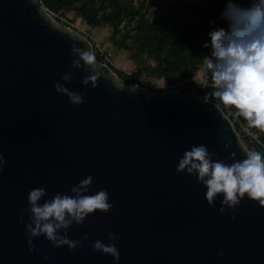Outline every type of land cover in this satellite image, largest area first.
<instances>
[{
  "label": "water",
  "instance_id": "obj_1",
  "mask_svg": "<svg viewBox=\"0 0 264 264\" xmlns=\"http://www.w3.org/2000/svg\"><path fill=\"white\" fill-rule=\"evenodd\" d=\"M73 43L92 49L37 0H0V152L7 159L0 172V264H113L90 243L107 242L112 232L119 264H264V205L245 197L232 219L219 212V198L208 205L196 178L176 171L194 143L220 158L246 155L223 110L210 96L124 84L97 61L106 75L95 88L83 85L88 73L72 68ZM69 70L76 78L66 86L87 93L78 106L54 87ZM88 175L92 192L108 190L111 211L71 226L73 239L89 234L73 251L43 236L33 238L30 251L29 190L46 186L50 197Z\"/></svg>",
  "mask_w": 264,
  "mask_h": 264
},
{
  "label": "clouds",
  "instance_id": "obj_2",
  "mask_svg": "<svg viewBox=\"0 0 264 264\" xmlns=\"http://www.w3.org/2000/svg\"><path fill=\"white\" fill-rule=\"evenodd\" d=\"M219 19L224 26H214L208 31V39L203 43L210 52L204 55V65L210 75L211 96L230 105L235 115L243 117L250 126L264 129V0H224ZM210 25H216L212 19ZM72 68L83 69L88 74L82 79L83 85L97 86L105 72L97 68L96 53L87 47L73 43L71 47ZM72 70L62 74V82H54L55 90L69 98L73 105L84 103L86 92L71 90L66 86L75 80ZM206 93L205 96H208ZM228 146L227 144L225 145ZM7 159L0 152V172L4 171ZM176 171L187 173L197 179L205 189L209 206L215 207L219 198V212L227 213L235 219V209L247 197L264 205V152L249 149L242 159L235 153L228 158H220L210 151L205 143L192 144L179 158ZM92 175L68 186L67 191H56L48 196L46 186H36L29 190L26 224L27 242L30 251H36L33 238L43 236L54 247L67 246L69 251L81 246L89 239L85 233L83 240L73 239L69 229L73 224L83 225L90 214H107L114 206L106 188L92 192ZM20 221H24L21 215ZM116 233H109L108 241H90L94 251L113 258L119 264L120 250ZM224 251L218 256L223 258ZM47 260L48 256L45 255Z\"/></svg>",
  "mask_w": 264,
  "mask_h": 264
},
{
  "label": "trees",
  "instance_id": "obj_3",
  "mask_svg": "<svg viewBox=\"0 0 264 264\" xmlns=\"http://www.w3.org/2000/svg\"><path fill=\"white\" fill-rule=\"evenodd\" d=\"M43 5L55 13L67 16L73 13L82 19L85 24L92 28L108 26L112 29L110 42L117 49L134 51L136 55H142L148 61L154 62V66H148L150 76L155 75L163 79L168 86H173L180 81L192 78L204 55L210 52L205 50L203 43L208 38V31L214 26H224L219 19L220 12L224 7V0H202L195 3L185 4L180 12L184 17L177 19L174 26H170L169 13L175 8L168 7L166 15L156 16L149 20L144 15L147 6L140 3L139 6L131 4V0H41ZM246 2V0H245ZM162 6H166L165 3ZM144 10V11H143ZM215 19L216 25H210L209 21ZM130 41V45L126 43ZM97 62L100 60L97 58ZM127 85L137 83L136 79L108 66ZM207 83L211 84L210 75ZM167 90H156L154 93ZM212 88L207 85L204 88L196 86V96H205L209 93V100L217 104L224 113L232 112L230 105L223 104L218 98L211 96ZM182 93H190V89H183ZM239 121L246 123L243 117ZM234 122V119H230ZM259 132V140L264 146V129L253 127ZM249 149L255 148L264 152V148L256 144H248Z\"/></svg>",
  "mask_w": 264,
  "mask_h": 264
},
{
  "label": "rangeland",
  "instance_id": "obj_4",
  "mask_svg": "<svg viewBox=\"0 0 264 264\" xmlns=\"http://www.w3.org/2000/svg\"><path fill=\"white\" fill-rule=\"evenodd\" d=\"M197 1L202 0H131V4L134 6H139L140 3H144L148 7L147 11L143 10L144 15L149 20L155 18L156 16L158 17L160 15H166V13H168V7L172 6L175 8V10L173 9L169 13V24L171 27H173L174 22L177 19L180 18L184 21L183 15L180 14V12L183 11V6L185 4L195 3ZM163 3H165L166 6L163 7ZM59 15L62 16L61 14ZM62 17H65L67 20H69L77 29L86 32L92 38L94 45L99 46L100 49L108 55L111 65L125 74L134 77L137 84L139 83L149 92H154L156 90H167L168 83L165 80L161 78L159 79L155 75L150 76L151 72L147 69V67H153L154 62L148 61L142 55L134 54V51H129L127 49H117L113 46V44L110 42V38L112 36V29L110 27H89L82 19L76 17L73 13H68L67 16ZM130 43L131 42L128 41L126 44L130 45ZM201 74L202 73L197 70L193 78L200 80L202 77ZM244 124L249 126L251 129H254L247 122ZM256 134L259 136V132L256 131ZM242 142L245 148L249 150L247 143L244 141Z\"/></svg>",
  "mask_w": 264,
  "mask_h": 264
},
{
  "label": "built area",
  "instance_id": "obj_5",
  "mask_svg": "<svg viewBox=\"0 0 264 264\" xmlns=\"http://www.w3.org/2000/svg\"><path fill=\"white\" fill-rule=\"evenodd\" d=\"M37 2L41 5V7L44 9V11L57 23L60 25L70 29L71 31L78 33L85 39L89 40L91 45H92V50L96 53V59L98 58L100 61L99 63L105 64L107 66L111 65L110 59L106 53H104L99 46L94 45L92 38L84 31L77 29L69 20H67L65 17L60 16L59 14L51 11L47 7H45L42 3L41 0H37ZM202 74H201V79L197 80L195 78H189L185 79L183 81L178 82L177 84L173 86H168L167 90L169 91H174V92H181L183 89H190V93L195 95L196 92V86H200L201 88L206 87L207 85H210L207 83V79L209 76V73L206 69V66L204 65V62L202 61L200 65L198 66V69ZM139 84V83H138ZM140 85V84H139ZM142 86V85H141ZM225 115L229 119H234V122H232L233 127L238 134L241 142L244 141L248 144H256L259 147L264 148L262 143L259 140V136L256 134V132L251 129L249 126L246 124L242 123L241 121L238 120L235 114L232 112H227ZM243 143V142H242Z\"/></svg>",
  "mask_w": 264,
  "mask_h": 264
}]
</instances>
